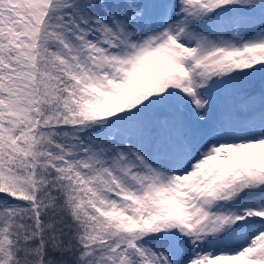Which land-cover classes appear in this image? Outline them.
<instances>
[{
    "label": "snow or ice",
    "instance_id": "1",
    "mask_svg": "<svg viewBox=\"0 0 264 264\" xmlns=\"http://www.w3.org/2000/svg\"><path fill=\"white\" fill-rule=\"evenodd\" d=\"M0 264H264V0H0Z\"/></svg>",
    "mask_w": 264,
    "mask_h": 264
}]
</instances>
